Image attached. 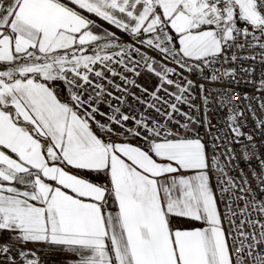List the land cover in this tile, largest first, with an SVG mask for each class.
Returning a JSON list of instances; mask_svg holds the SVG:
<instances>
[{"label":"snow or ice","instance_id":"1","mask_svg":"<svg viewBox=\"0 0 264 264\" xmlns=\"http://www.w3.org/2000/svg\"><path fill=\"white\" fill-rule=\"evenodd\" d=\"M53 254L264 264V0H0V264Z\"/></svg>","mask_w":264,"mask_h":264},{"label":"crops","instance_id":"2","mask_svg":"<svg viewBox=\"0 0 264 264\" xmlns=\"http://www.w3.org/2000/svg\"><path fill=\"white\" fill-rule=\"evenodd\" d=\"M62 257H60L59 255L53 254L51 256V260H50V264H55L56 261L60 260Z\"/></svg>","mask_w":264,"mask_h":264},{"label":"built area","instance_id":"3","mask_svg":"<svg viewBox=\"0 0 264 264\" xmlns=\"http://www.w3.org/2000/svg\"><path fill=\"white\" fill-rule=\"evenodd\" d=\"M105 26H107V25H105ZM210 115L212 116L213 123H216V120H217L218 117H216L215 115H213L211 113H210ZM240 166L242 168H245L246 169V165L243 162H241V165Z\"/></svg>","mask_w":264,"mask_h":264}]
</instances>
